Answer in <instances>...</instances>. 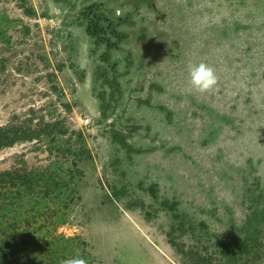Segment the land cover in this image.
Masks as SVG:
<instances>
[{"label":"rangeland","instance_id":"1","mask_svg":"<svg viewBox=\"0 0 264 264\" xmlns=\"http://www.w3.org/2000/svg\"><path fill=\"white\" fill-rule=\"evenodd\" d=\"M97 16L124 35L110 50L87 33ZM189 62L216 88L192 90ZM6 126L42 132L0 148V175L58 184L21 201L7 188L11 222L96 264H195L190 249L220 264L258 211L261 247L241 261L264 264V0H0Z\"/></svg>","mask_w":264,"mask_h":264},{"label":"trees","instance_id":"2","mask_svg":"<svg viewBox=\"0 0 264 264\" xmlns=\"http://www.w3.org/2000/svg\"><path fill=\"white\" fill-rule=\"evenodd\" d=\"M96 5L90 7V12H94ZM97 19H92L87 25V33L90 36L104 35L107 41L108 50L112 49L116 42L111 41L108 34L114 36L118 41L124 39V35L115 27L112 23L106 27L101 23L100 16ZM109 52H105L102 55L104 61L109 60ZM14 126H6L0 128V148L5 145H9L12 141H17L20 139H30L31 137L42 132V129H14ZM51 175H46L42 172H26V171H7L0 175V264H62V261L76 256L79 254L80 257L87 261V264H96L93 260L88 259V255L84 252L80 253L79 247L74 245V243H53V239L56 236L51 235V231H47V235H42L40 229L43 226L32 228V221L28 218L23 221H10L11 216H7L6 213L11 210L12 205L10 203V192L7 193V188L14 187L17 188L18 200L21 201L27 194L45 193V195L55 194L58 184H56V189H51V185H48L47 178ZM52 177V176H51ZM56 180V176H54ZM45 188H42V187ZM24 188V191L22 189ZM152 195H155V190L150 191ZM9 194V195H8ZM38 198L39 196L36 195ZM164 206L171 211L177 210V204L174 202L169 204V201H164ZM264 214V210L262 211ZM260 213L258 211H253L246 221L245 233L242 238H235L230 240L229 243L225 240H221L220 251L221 257H225V253L228 254L224 260L221 258L220 264H245L242 262L241 258L243 255L249 254L256 247H261L259 243V238L254 237L252 233L247 230L250 225L252 216L256 218ZM34 216V215H33ZM31 216V217H33ZM178 216L177 214L174 217ZM6 218V219H3ZM264 218V216H263ZM34 221H37V217H33ZM23 222L25 226L23 227ZM37 223V222H33ZM234 238V237H233ZM172 244L173 243L172 241ZM186 254L190 253L191 258L194 260L195 264H210V260L215 259L213 255L202 257L197 254V251L190 249L185 251ZM240 256L237 258V253ZM197 254V255H195ZM216 255V254H215Z\"/></svg>","mask_w":264,"mask_h":264},{"label":"clouds","instance_id":"3","mask_svg":"<svg viewBox=\"0 0 264 264\" xmlns=\"http://www.w3.org/2000/svg\"><path fill=\"white\" fill-rule=\"evenodd\" d=\"M189 84L195 92L205 94L211 92L218 85L216 70L207 63L188 64ZM62 264H87V261L79 254L62 261Z\"/></svg>","mask_w":264,"mask_h":264}]
</instances>
